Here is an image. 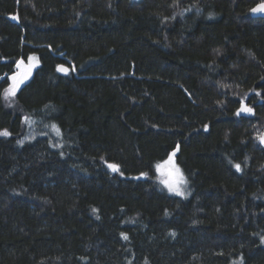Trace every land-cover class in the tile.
<instances>
[{
  "label": "trees",
  "instance_id": "obj_1",
  "mask_svg": "<svg viewBox=\"0 0 264 264\" xmlns=\"http://www.w3.org/2000/svg\"><path fill=\"white\" fill-rule=\"evenodd\" d=\"M261 1L0 0V264H264Z\"/></svg>",
  "mask_w": 264,
  "mask_h": 264
},
{
  "label": "rangeland",
  "instance_id": "obj_2",
  "mask_svg": "<svg viewBox=\"0 0 264 264\" xmlns=\"http://www.w3.org/2000/svg\"><path fill=\"white\" fill-rule=\"evenodd\" d=\"M30 58H34V59H30ZM37 60H38L37 57L30 56V57H28L26 59H20L19 61H17L13 72L8 77V85H7V87L5 88V91H4V99H5L6 103L11 104L13 102V97L15 96V95L12 96V95H7L6 94V90L9 89L12 86V84H13V80L11 79V77L13 75L27 73L26 78H24L23 81L17 87V89H16V93H17L18 90L31 78L35 68L37 67V64H38ZM20 62H23V63L21 64ZM18 64H20L19 67H18ZM242 104L246 106L245 103H242ZM240 108H241V106H240ZM240 108H239V110H240ZM238 111H237V113H238ZM240 113L241 114H252V111L251 112H240ZM262 135H264V130L259 134V136L257 138L259 142H261L260 137ZM262 144L264 145V143H262ZM167 161H169V158L166 161L160 163L159 167H158V170H157L158 174H159L158 176H159V179H160L161 183L169 191L168 183L169 182H172V183L180 182L181 178H182L183 182H180L178 184V186L180 187L181 191H183L185 189V187H186L185 178H184L181 170L179 169V167L175 163L174 156H172V162L171 163H166ZM176 169H178L179 171L177 172ZM169 192L176 193V192H173V191H169Z\"/></svg>",
  "mask_w": 264,
  "mask_h": 264
},
{
  "label": "snow or ice",
  "instance_id": "obj_3",
  "mask_svg": "<svg viewBox=\"0 0 264 264\" xmlns=\"http://www.w3.org/2000/svg\"><path fill=\"white\" fill-rule=\"evenodd\" d=\"M254 12H264V3H261L260 5L257 6V8L253 9ZM13 19H16V17H13ZM30 59H34V58H30ZM21 64L23 62H20ZM20 66V64H18V67ZM58 71H64V72H67V69L63 68V66H58ZM27 76V73H23V74H17V75H13L11 77V79L13 80V84L12 86L6 90V94L7 95H12L14 96L15 93H16V89L17 87L19 86V84L23 81L24 78H26ZM252 109L251 108H248L247 106L245 105H241V108L240 110L238 111L237 115L240 114V112H251ZM53 127L55 128V125H53ZM57 131H59L57 129ZM0 135H3V136H8L9 133L7 132V130L3 131V132H0ZM260 140H261V143H264V135H262L260 137ZM175 153L172 154V156H174ZM172 156L169 157V161H167L166 163H171L172 162ZM113 171H118L119 168L117 165H114V164H110L108 165ZM159 167V166H158ZM237 168V170L240 169V165H236L235 166ZM176 171L178 172L179 170L176 169ZM180 182H183L182 181V178H181V181ZM180 182H177V183H172V182H169L168 183V188H169V191H173V192H176L177 194L179 195H183V192L181 191L180 187L178 186V184ZM125 239H127V236L124 237Z\"/></svg>",
  "mask_w": 264,
  "mask_h": 264
},
{
  "label": "water",
  "instance_id": "obj_4",
  "mask_svg": "<svg viewBox=\"0 0 264 264\" xmlns=\"http://www.w3.org/2000/svg\"><path fill=\"white\" fill-rule=\"evenodd\" d=\"M261 3H264V1L257 2V3H255V4L250 8V15H251L252 17H264V12H259V11L254 12V11H253V9L257 8V6L260 5ZM59 66H63V65H59ZM63 68L66 69L65 66H63ZM57 69H58V67H57ZM59 72L62 73V74H65V73H66V72H64V71H59Z\"/></svg>",
  "mask_w": 264,
  "mask_h": 264
}]
</instances>
